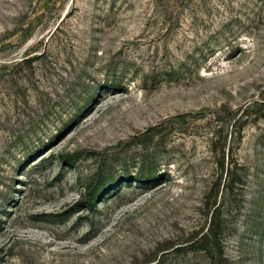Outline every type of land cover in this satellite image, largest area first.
<instances>
[{
  "label": "rangeland",
  "instance_id": "obj_1",
  "mask_svg": "<svg viewBox=\"0 0 264 264\" xmlns=\"http://www.w3.org/2000/svg\"><path fill=\"white\" fill-rule=\"evenodd\" d=\"M0 264H264V0H0Z\"/></svg>",
  "mask_w": 264,
  "mask_h": 264
},
{
  "label": "trees",
  "instance_id": "obj_2",
  "mask_svg": "<svg viewBox=\"0 0 264 264\" xmlns=\"http://www.w3.org/2000/svg\"><path fill=\"white\" fill-rule=\"evenodd\" d=\"M230 150L226 155V152L223 151L220 154L221 160L217 163V169L219 173L217 174L216 182L211 188V190H216L218 195L221 193L222 198L226 200V197H229L234 192V186L236 185L237 177V164L230 160ZM228 160V162H226ZM217 195V197H218ZM216 206L213 208L208 206V216L210 217L209 227L207 231L201 236V242H208L209 244H214L217 240L216 228L219 227L218 223V213H216ZM214 209V210H213Z\"/></svg>",
  "mask_w": 264,
  "mask_h": 264
}]
</instances>
